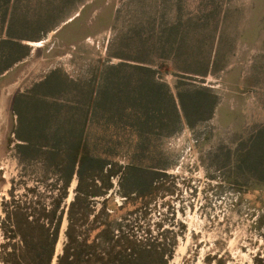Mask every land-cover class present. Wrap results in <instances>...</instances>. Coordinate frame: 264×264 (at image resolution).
I'll list each match as a JSON object with an SVG mask.
<instances>
[{
  "label": "rangeland",
  "instance_id": "obj_1",
  "mask_svg": "<svg viewBox=\"0 0 264 264\" xmlns=\"http://www.w3.org/2000/svg\"><path fill=\"white\" fill-rule=\"evenodd\" d=\"M7 1L0 0V221L10 194L23 200L31 189L46 203L61 186L52 168L24 159L41 151L21 149L15 133L20 97L50 101L58 92L87 111L90 153L113 164L79 187L73 175L57 255L69 229L90 247L83 264H264V179L247 168L248 153L264 156L261 126L247 125L262 119L247 69L259 73L264 63V0H19L27 5L14 10L42 11L45 27L73 19L25 35L1 29L5 12H13ZM55 71L66 78L65 90L41 84ZM149 90L155 99L147 102L141 93ZM94 91L115 97L117 108L131 99L134 107L149 105L148 118L96 111L103 105ZM130 163L145 172L134 187L122 175ZM106 232H130L140 243L111 252Z\"/></svg>",
  "mask_w": 264,
  "mask_h": 264
},
{
  "label": "trees",
  "instance_id": "obj_2",
  "mask_svg": "<svg viewBox=\"0 0 264 264\" xmlns=\"http://www.w3.org/2000/svg\"><path fill=\"white\" fill-rule=\"evenodd\" d=\"M131 61L140 63L141 59L134 57ZM142 62L147 63L146 61ZM133 68L138 71L151 72L148 67L135 65ZM54 81L64 90L69 87L66 78L58 74L57 71L48 74L41 84L45 86L52 84ZM74 87V94L78 96V88L77 86ZM146 87H148V84L143 85V88ZM150 93L151 90L141 93L143 99L147 102L155 99V95H150ZM57 95L58 92H54V96L50 101L43 97L37 99L36 96L35 98L31 96L29 100L26 96L20 97V100L24 99L25 102L23 104L20 102L23 112H19L20 120L15 133L21 136V149L27 152L33 151L34 153L41 151V156H27L24 159L36 160L43 167L52 168L54 176L61 181V186L58 188L57 194L49 195L50 202L44 203L43 199L45 197L43 195L40 193L34 194L35 191L27 189L21 197L23 200H14V197L10 194L12 200L6 202V204H1L4 216L0 221L2 230L0 264H53L54 261L55 264H77L78 262V264H83L81 262L87 260L91 254L90 247L87 246V240H82L80 236L73 237L68 233L69 229L65 232V241L61 253L56 254L64 215L62 205L67 197V190L73 175L77 177V187H79L81 181L85 178H89L92 182L103 178L106 168L113 163L107 158L95 157L90 153L91 147L86 136L88 127L86 122L87 111L83 107H78L77 104H65L62 98H56ZM93 95L99 98L103 105L92 107L96 111L105 109L115 115L121 113L122 118L131 116V112L136 111L137 115L140 112L143 117L148 118L149 105H142V108L139 106L134 107V102L131 99L132 105L127 103L124 109H121L112 103L115 97H110L108 94L103 95L100 91H94ZM198 95V93H188L187 96L196 101L199 98ZM125 100L130 101V99ZM178 100L180 102L179 97ZM92 101L94 102L95 99L93 98ZM108 104L111 105L108 106ZM171 105L173 114H175L176 105L173 99ZM145 126L147 127V125ZM127 127L128 125H124V128ZM136 127H139V124ZM262 146L263 144H260V148ZM250 150L254 151L253 147H250ZM249 154L251 153L247 154V168H253L255 174L260 179H264V169H257L264 162V156L255 157ZM139 174H145V172L132 163L122 173L131 187H134L135 177ZM30 194H33L34 199L29 197ZM76 199L77 196H75ZM67 218L70 221L69 213ZM104 238L110 246L111 252L119 248L123 250L122 253H125L127 250L131 251L132 247L140 243L130 232H122L121 235L117 236L106 232Z\"/></svg>",
  "mask_w": 264,
  "mask_h": 264
},
{
  "label": "crops",
  "instance_id": "obj_3",
  "mask_svg": "<svg viewBox=\"0 0 264 264\" xmlns=\"http://www.w3.org/2000/svg\"><path fill=\"white\" fill-rule=\"evenodd\" d=\"M6 4V7L10 5H13V12L11 11L9 12H5V14L7 13V15L3 16V26L1 29H3L4 31L8 30H13L15 33L23 35L24 33H22V30L25 29H30V30H43V29H61L64 25L67 26V24H69L71 22V19H67L65 22H62V24H59L58 26H53V27H45V19H44V13L42 11L38 10H34V11H24L23 13H21L20 11H16L15 6H22V5H27V3L24 1L19 2V0H9L7 2H4ZM4 3H1V5L4 6ZM37 6V1L36 3H34ZM15 5V6H14ZM74 18V17H73ZM14 33V35H15ZM25 35V34H24ZM40 40L38 41H28V40H23L20 42V44L28 46V45H34L36 43H39ZM260 41H264L263 38H260ZM261 54H264V44L261 43V50H260ZM250 68V70H249ZM247 69V81L248 78L250 79V89L251 90H256V92L254 94H256L257 96L260 95V100L259 99H254L253 96V92L250 91V95H252L250 98V101H254L257 102V100L260 102V115L259 117L262 118L260 121H257L255 119L249 121L247 123V125H260L261 127L259 128L258 131H256V135L259 136L260 138V142L264 143V63L261 65V67H259V73L255 72L257 70L249 67ZM258 74V75H257ZM259 77V83L254 81L256 80L255 78ZM259 86L258 89H256L254 86ZM252 113V112H251ZM254 118V117H253Z\"/></svg>",
  "mask_w": 264,
  "mask_h": 264
}]
</instances>
